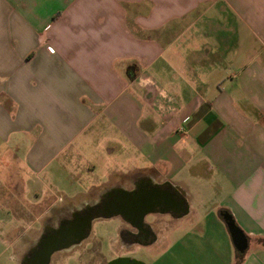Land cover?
<instances>
[{"label": "crops", "instance_id": "obj_1", "mask_svg": "<svg viewBox=\"0 0 264 264\" xmlns=\"http://www.w3.org/2000/svg\"><path fill=\"white\" fill-rule=\"evenodd\" d=\"M263 1L0 0V264L105 156L88 187L157 171L181 195L158 264H264Z\"/></svg>", "mask_w": 264, "mask_h": 264}, {"label": "flooded vegetation", "instance_id": "obj_2", "mask_svg": "<svg viewBox=\"0 0 264 264\" xmlns=\"http://www.w3.org/2000/svg\"><path fill=\"white\" fill-rule=\"evenodd\" d=\"M159 172L152 175H115L112 184L91 189L86 199L69 203L58 210L50 208V216L32 230L28 249L18 264H52L59 257L79 251L82 264H112L135 261L124 255L134 247L156 249L161 219L174 220L184 208L183 200L171 183L159 181ZM119 221L118 245L114 258H104L96 240L94 226L98 222ZM90 256V257H89ZM139 262V261H136ZM142 263V262H141Z\"/></svg>", "mask_w": 264, "mask_h": 264}, {"label": "rangeland", "instance_id": "obj_3", "mask_svg": "<svg viewBox=\"0 0 264 264\" xmlns=\"http://www.w3.org/2000/svg\"><path fill=\"white\" fill-rule=\"evenodd\" d=\"M263 4H264V1H263ZM229 18L230 19L228 21V24L230 26H235L236 23L239 24L240 20L238 21V19H237V22L235 23L234 19L232 18L231 15L229 16ZM213 34H214V41L219 42V38L217 37L218 35L215 32ZM227 38L229 39L230 44L232 43L233 45L240 44L241 42H243L244 44H246L248 42V45H249V42L252 41V40H250L251 37H249V35L247 33H243V34L239 33L238 35H234V33L229 32L227 35ZM253 40H255V39H253ZM232 47L234 48L235 46H232ZM231 53H232V51H230V56H232ZM114 158L115 159H113V157L105 156L104 159L96 160L93 162H95L96 165L98 164V166H100L101 168H105L106 165L109 163H110V165L115 164V160L118 157H114ZM122 162H123V160H122ZM101 168H99L98 172L94 175L86 174V175L81 176V181L83 182V184H86V185L80 188V194L85 193V192H86V194H90L91 189H94V188L87 186V182H89V181L98 182L101 179H104L105 180L104 183L109 182L103 176V174L104 173L106 174L107 171L102 172ZM67 194L77 195L79 193H78V191H76V188L75 189L70 188L67 191ZM37 227L39 228V226H34V228H32V230L33 229L36 230ZM119 227H120L119 221L96 223L94 226V235H93V237H96V240L94 241V239H91L90 242L88 243V246L92 248L94 243L98 242L101 246V249H102L101 253L103 254L104 258L107 260H111L112 258H114V254H113L114 248L118 245V243H117L118 236L117 235L119 232ZM6 230H7V228H6ZM21 230L23 233V231H24L23 228ZM160 254L161 253L159 251H157L156 249H152L149 247L148 248L147 247H134L130 251L124 252V255L126 257L131 258L135 261L142 262L144 264H158V259L160 257L159 256ZM7 258H8V256H7ZM82 260H83V258L80 256L79 251H74L69 256L65 255V256L59 257L52 264H82L81 263ZM6 261H5V264H6ZM170 261H171V256H170Z\"/></svg>", "mask_w": 264, "mask_h": 264}, {"label": "water", "instance_id": "obj_4", "mask_svg": "<svg viewBox=\"0 0 264 264\" xmlns=\"http://www.w3.org/2000/svg\"><path fill=\"white\" fill-rule=\"evenodd\" d=\"M112 264H144V263L136 262V261H132V262H121V261H116V262H113Z\"/></svg>", "mask_w": 264, "mask_h": 264}, {"label": "built area", "instance_id": "obj_5", "mask_svg": "<svg viewBox=\"0 0 264 264\" xmlns=\"http://www.w3.org/2000/svg\"><path fill=\"white\" fill-rule=\"evenodd\" d=\"M49 51H50L51 53H54V50H53L52 48H49Z\"/></svg>", "mask_w": 264, "mask_h": 264}]
</instances>
